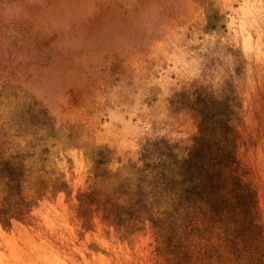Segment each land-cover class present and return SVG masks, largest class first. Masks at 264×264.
Wrapping results in <instances>:
<instances>
[{
    "label": "rangeland",
    "instance_id": "374dc122",
    "mask_svg": "<svg viewBox=\"0 0 264 264\" xmlns=\"http://www.w3.org/2000/svg\"><path fill=\"white\" fill-rule=\"evenodd\" d=\"M192 175L264 222V0H0V264H155Z\"/></svg>",
    "mask_w": 264,
    "mask_h": 264
},
{
    "label": "trees",
    "instance_id": "16d2710c",
    "mask_svg": "<svg viewBox=\"0 0 264 264\" xmlns=\"http://www.w3.org/2000/svg\"><path fill=\"white\" fill-rule=\"evenodd\" d=\"M216 181L192 175L176 183L174 209L155 232V264H264V222L250 184L240 180L228 195L211 188Z\"/></svg>",
    "mask_w": 264,
    "mask_h": 264
}]
</instances>
